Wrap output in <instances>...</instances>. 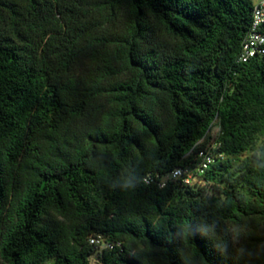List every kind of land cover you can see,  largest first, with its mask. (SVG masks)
Instances as JSON below:
<instances>
[{
    "label": "trees",
    "instance_id": "obj_1",
    "mask_svg": "<svg viewBox=\"0 0 264 264\" xmlns=\"http://www.w3.org/2000/svg\"><path fill=\"white\" fill-rule=\"evenodd\" d=\"M253 6L0 0V264H264ZM214 122L208 183L161 185Z\"/></svg>",
    "mask_w": 264,
    "mask_h": 264
},
{
    "label": "built area",
    "instance_id": "obj_2",
    "mask_svg": "<svg viewBox=\"0 0 264 264\" xmlns=\"http://www.w3.org/2000/svg\"><path fill=\"white\" fill-rule=\"evenodd\" d=\"M261 56H264V0H254L252 22L242 41L239 61L247 63L251 59ZM208 134L211 138L207 144V149L198 151L196 157L197 162L194 166H182L173 169L162 178L161 185H165L167 181L176 180H181L191 186H200L208 183L203 178L205 171L212 164H215L217 159L224 158L223 153L214 152L220 147V143L217 140L221 134L220 125L214 122ZM91 243L97 247L98 252L106 249L111 250L114 246L100 235L91 238ZM91 260L92 264H97L96 257H92Z\"/></svg>",
    "mask_w": 264,
    "mask_h": 264
},
{
    "label": "rangeland",
    "instance_id": "obj_3",
    "mask_svg": "<svg viewBox=\"0 0 264 264\" xmlns=\"http://www.w3.org/2000/svg\"><path fill=\"white\" fill-rule=\"evenodd\" d=\"M46 264H51V262H47Z\"/></svg>",
    "mask_w": 264,
    "mask_h": 264
}]
</instances>
